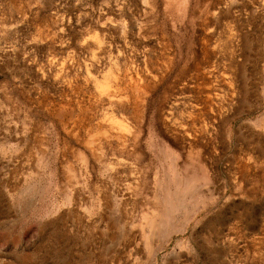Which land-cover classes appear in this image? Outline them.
I'll return each mask as SVG.
<instances>
[{"label": "rangeland", "instance_id": "rangeland-1", "mask_svg": "<svg viewBox=\"0 0 264 264\" xmlns=\"http://www.w3.org/2000/svg\"><path fill=\"white\" fill-rule=\"evenodd\" d=\"M0 264H264V0H0Z\"/></svg>", "mask_w": 264, "mask_h": 264}, {"label": "bare ground", "instance_id": "bare-ground-1", "mask_svg": "<svg viewBox=\"0 0 264 264\" xmlns=\"http://www.w3.org/2000/svg\"><path fill=\"white\" fill-rule=\"evenodd\" d=\"M179 205V204H178ZM179 207V206H178ZM179 209V208H178ZM168 213V212H167Z\"/></svg>", "mask_w": 264, "mask_h": 264}]
</instances>
